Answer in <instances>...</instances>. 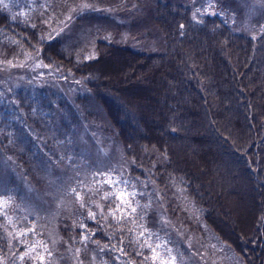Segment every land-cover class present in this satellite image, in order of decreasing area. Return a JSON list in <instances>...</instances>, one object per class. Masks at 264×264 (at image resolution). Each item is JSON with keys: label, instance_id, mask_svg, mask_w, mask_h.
<instances>
[{"label": "trees", "instance_id": "trees-1", "mask_svg": "<svg viewBox=\"0 0 264 264\" xmlns=\"http://www.w3.org/2000/svg\"><path fill=\"white\" fill-rule=\"evenodd\" d=\"M65 1L0 2V62L36 55L78 102L50 78L0 82V264H156V198L264 264V24L238 27L236 0H154L159 49L97 37L87 56L43 21ZM111 171L141 210L119 212Z\"/></svg>", "mask_w": 264, "mask_h": 264}, {"label": "rangeland", "instance_id": "rangeland-1", "mask_svg": "<svg viewBox=\"0 0 264 264\" xmlns=\"http://www.w3.org/2000/svg\"><path fill=\"white\" fill-rule=\"evenodd\" d=\"M45 1L0 0L8 8L17 10L29 8V10L33 11L35 9H33L34 6H45ZM52 1L57 3L59 0ZM153 1L66 0L64 2L66 4L65 8H60V5L56 6V11L60 12V15L54 24L52 23V13L51 16L45 15V20L43 19V21L46 25H49V28L51 27L50 29L54 34L63 33L65 47L68 48L73 45L78 51L87 52V56L96 55L95 40L97 37L105 39L121 36L126 38V40H131L135 47H142L140 49L146 51L157 50L161 47V44L156 33L157 27L151 16L153 15ZM170 1L189 3L192 7V13H196L197 10L199 12L203 11L198 6L200 2L205 0ZM236 1H238L236 2L237 8L241 7V18H239L238 27L256 30L259 28V22L264 24V0ZM212 10L210 8L209 11L211 12ZM42 77L50 78L54 85L68 93L66 95L68 102H72L75 106L78 105V102L73 99L75 95L72 91L73 84L69 83L68 85L67 80L56 78L53 75V71L39 61L36 55L24 54L22 60L16 62L13 66L0 62V82L3 85L8 84V82H11L12 86L23 81L29 82L33 80L37 82L42 80ZM62 94L64 95L65 93L62 91ZM56 127L59 129V124H56ZM77 133L79 134V131ZM82 133L83 131L81 130ZM55 134L56 132L53 130L51 135ZM7 158L9 159V157ZM10 159L12 160V158ZM13 163L18 168L14 161ZM121 175L111 171L104 176L106 184H111L109 189L116 195L115 204L117 209L119 208L120 213V209H122V214L130 213L136 208L141 210V207L137 205L139 200L131 198L133 192L119 178ZM15 176L20 177L19 170L15 169ZM29 182V180L28 182L25 180L26 185ZM103 191L110 193L109 191ZM78 193L80 194V192ZM157 201L159 199L156 198V207L159 213L157 216L158 224L157 228L152 230L156 236L152 235L154 246L157 247L154 253L157 257L156 264H245L232 248L214 235L211 230L201 223L202 221L198 220L202 229L190 227L181 221H175L160 209L162 205ZM191 218V220L197 219L196 216ZM159 228L165 232L166 235L164 237L158 233ZM179 247L182 249V253Z\"/></svg>", "mask_w": 264, "mask_h": 264}, {"label": "bare ground", "instance_id": "bare-ground-1", "mask_svg": "<svg viewBox=\"0 0 264 264\" xmlns=\"http://www.w3.org/2000/svg\"><path fill=\"white\" fill-rule=\"evenodd\" d=\"M209 228V227H208ZM225 243V242H224Z\"/></svg>", "mask_w": 264, "mask_h": 264}]
</instances>
